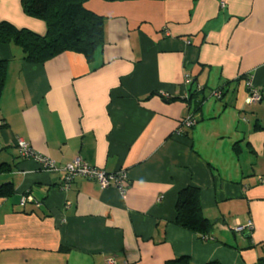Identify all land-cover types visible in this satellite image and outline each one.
<instances>
[{
	"label": "crops",
	"instance_id": "obj_1",
	"mask_svg": "<svg viewBox=\"0 0 264 264\" xmlns=\"http://www.w3.org/2000/svg\"><path fill=\"white\" fill-rule=\"evenodd\" d=\"M21 1L0 0V22L45 36V22L28 17ZM86 8L105 24L91 60L66 52L33 65L20 48L0 46V189L8 187L0 264H258L264 0H90ZM247 80L261 102L246 103ZM196 86L206 88L198 107L186 100ZM221 88L219 100L212 92ZM191 115L195 127L179 133ZM17 139L59 166L80 158L122 170L128 190L102 191L82 177L63 189L64 174L22 157ZM190 186L213 225L207 239L176 224L178 194ZM249 222L252 229L236 231Z\"/></svg>",
	"mask_w": 264,
	"mask_h": 264
},
{
	"label": "trees",
	"instance_id": "obj_2",
	"mask_svg": "<svg viewBox=\"0 0 264 264\" xmlns=\"http://www.w3.org/2000/svg\"><path fill=\"white\" fill-rule=\"evenodd\" d=\"M89 1L22 0L24 13L28 17L45 22L47 33L42 36L3 21L0 22V46L13 45L20 48L23 52V60L33 65H43L66 52L76 53L91 60L105 42V24L102 16L86 8ZM102 1L113 3L141 0ZM6 75L7 61H0V102L5 88ZM220 90L224 95V88ZM205 91V87L199 90L196 86L186 100L190 104L194 102L198 107L206 100ZM0 123H2L0 128H4L5 123L3 121ZM6 188L0 189V195L5 194ZM176 224L199 234L202 238H207L211 234L213 225L204 216L199 188L190 186L178 194ZM165 264H191V261L188 257H181ZM208 264L221 263L215 261ZM258 264H264V259L259 260Z\"/></svg>",
	"mask_w": 264,
	"mask_h": 264
},
{
	"label": "built area",
	"instance_id": "obj_3",
	"mask_svg": "<svg viewBox=\"0 0 264 264\" xmlns=\"http://www.w3.org/2000/svg\"><path fill=\"white\" fill-rule=\"evenodd\" d=\"M224 6V4H222ZM192 82L191 77L186 75L185 84ZM248 86L250 87V93L246 99V103L252 105L262 101V94L259 90L253 89L251 81L247 80ZM198 89H202L198 87ZM212 96L221 100L223 93L221 90L212 92ZM188 98V96H186ZM197 121L194 116H188L183 120L179 133H184L186 130H190L195 127ZM2 123H0L1 125ZM16 147L18 148L20 155L24 158H32L41 165L43 170L48 172H56L64 174L63 189H69L73 184L74 180L78 177L88 179L97 183L102 191L108 190L109 188L117 189L122 195H125L128 190V178L127 173L124 171H118L115 173H107L95 167H91L80 158L75 159L72 163L65 166H59L47 157L38 154L29 143L23 139H17ZM28 198H23L22 205H25ZM246 228L252 229V223L249 222L247 226H240L236 229L237 232H243ZM207 239V238H205ZM106 264H116L115 260L110 258L106 261Z\"/></svg>",
	"mask_w": 264,
	"mask_h": 264
},
{
	"label": "rangeland",
	"instance_id": "obj_4",
	"mask_svg": "<svg viewBox=\"0 0 264 264\" xmlns=\"http://www.w3.org/2000/svg\"><path fill=\"white\" fill-rule=\"evenodd\" d=\"M224 103H226V102H224Z\"/></svg>",
	"mask_w": 264,
	"mask_h": 264
}]
</instances>
